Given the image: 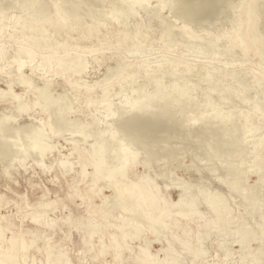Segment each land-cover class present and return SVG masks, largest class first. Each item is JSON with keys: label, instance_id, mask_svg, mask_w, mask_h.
Returning a JSON list of instances; mask_svg holds the SVG:
<instances>
[{"label": "bare ground", "instance_id": "6f19581e", "mask_svg": "<svg viewBox=\"0 0 264 264\" xmlns=\"http://www.w3.org/2000/svg\"><path fill=\"white\" fill-rule=\"evenodd\" d=\"M66 1L67 0H62L60 2V7H63V5L67 3ZM100 1L102 2V0ZM100 1L98 0L99 3ZM120 1L126 6V8L118 16H116L114 12L113 14L111 12V18H109L111 19V21H113L109 22V24L108 22L104 24V20L108 18L107 15L103 16L100 21L92 20V22L90 23L85 22V20L87 21L86 17L80 19V17L77 16L79 18L77 19V22H75L74 17L68 14V12L63 13L62 10L59 9V5L57 4V8H54V11L56 13L54 15L52 11V15H54V17L52 16L51 19H47V17V20H43L41 22L34 20L33 24L29 25L28 27L20 28L18 27V24H16L15 26L13 24V27H10V25H7V22L3 23V16H5L6 13L3 15L4 12L0 10V74L5 68L12 67L11 70L13 71H10L9 76L6 77L7 80H9L11 77H15L16 80H18L17 84L26 87V91H28L29 93L35 91L37 94V98L35 99H38L42 102L46 111L49 107L54 106L56 104L58 105L61 102V98L59 97V95L58 97L52 95V87L54 85L53 80L44 79V83H42L43 86L40 87H36V85H34L33 78L36 75V72L38 71H43L44 75L53 73L54 76L63 78L64 83L70 85L72 90L75 92V100L78 103H86V107H90L93 103L99 104L100 106L104 107V110L107 109L105 110V112H108L111 106L110 104L112 103L110 98H113V95L110 96V94L113 90L119 87V92H117V96L118 98L119 96L124 97L122 99L123 106H120L122 108L121 112L128 111L126 113H129L130 116L136 117L135 119H128L127 122L130 123L129 129L131 131L137 130V134L139 136V130L144 131L145 133L149 132L148 135L150 136V133H152L151 131L157 130L156 132L158 133V128L164 127L163 125L161 126L157 123H151V118L153 117L152 113L158 114L157 111H154L155 108L157 110V107L153 109L156 104L159 107V114H162L161 118L162 116L164 118V115L170 116L169 113L172 110L173 105V108L175 110V107H179L182 100L186 98V96L190 95V97L195 98L199 93L201 98H203V101H195V105L198 107L199 111L197 112V116H202L203 118L205 117L206 119H204L206 120V122H208V120L210 123L214 121V131H216L217 133L223 132L224 134L232 133L233 135H236V133L240 131V125H243L242 130L244 138L239 136L240 138L238 137L237 139H235V141H232L231 136H229L232 145V153L230 154V157L235 154L236 156H234L236 158H239L238 163H226L223 167H227L225 169H227V176L231 180L230 185L233 187V190H241L240 192L247 193L248 190H242V187L240 186L241 181L244 179L241 178L242 175L249 173L250 170L253 168H255V170L253 169L254 172L256 170H264V35H261L256 31V27L259 22L258 20H260L258 19L259 4L258 6L257 4H255V6L258 7V12L255 10L254 12H252V14L248 9L251 7L247 6L248 8L246 9L249 10V14L252 17L250 16L249 18H247V15L244 14V17L238 20L240 23L242 19H244L243 22L246 21V19H249L248 21H246L244 26L240 28V30L238 28L240 24L237 26L236 23L234 25L230 24V26H232L231 28L229 27L230 29H226V31L221 33L220 36L218 35L215 40H209L210 45H214L213 43H219L224 40L226 41V46H224L223 48V52L225 55L224 59H221L219 61L217 60V58H219L217 53L204 54V52L201 51L204 54H201V56H205L207 60H205V62L196 60L195 62L191 63V60H193L191 58H199L198 54L201 53H199V47H197L198 49L193 52H186V48L185 51H179L177 46L175 47L174 45L176 40H174L175 37L173 35V29L165 31L161 35V42L158 44V48H155L152 45L154 40L153 30L150 29L146 33L143 32V27L145 26V19L143 20L140 18L139 20H137L133 28H129L130 30L128 29V22L131 18L130 13H133V11L137 8H148V6H150V4L154 0ZM156 1L157 3L159 2V8L164 9L166 7L162 3V0ZM172 1H174L173 3L177 4L179 7H186L189 10L187 11V14H185V17H192V15H200V17L204 18L207 14L205 13L207 3H211L212 1L216 0ZM113 2L114 0L112 1V3ZM110 5L112 4L110 3L109 6ZM70 6L71 5H69V9ZM112 6L110 11H112ZM42 8L44 9V7ZM42 8L41 11L43 12L44 10H42ZM47 8L49 10L50 7H46V9ZM81 8L82 7H79L78 4H72V9L70 10L71 14H73V16L79 14ZM182 8L180 10H183ZM69 9H66L64 5L65 11H68ZM117 10L119 12V9ZM176 12L177 11L175 10V13ZM40 13L41 12H39L38 15ZM44 14L46 16L47 13ZM34 17H36V15ZM39 17H41V15ZM4 18L6 20V16ZM235 18L237 17H234V19ZM178 19L180 18L178 17ZM183 24L184 23L176 26L179 27L181 31L186 30L188 35L186 37L188 39L196 38L191 34V32L187 31V27ZM42 48L45 50V52L39 54ZM146 49L159 50L163 52L165 54V56L163 57L164 60L160 64H158L157 62V66H154L153 62H151L149 59L144 60L142 56L143 52ZM171 52L176 53V56H172ZM238 55L245 56V59H242L243 61H233V59L236 58V56L238 57ZM251 55H254L257 61H250ZM102 61L116 62L115 69H110L111 71H109L108 69L109 72L107 73V75L98 83L96 82L94 83V85L87 83L84 88H81L80 82L83 83V79H81L80 77L83 73H85L84 71L87 70L90 64H102ZM26 68L30 69V75H26L24 73V70ZM10 85V91L8 90V92L3 91L0 93L10 94V107L12 109H15L18 115H21L22 113H24V111H27L30 105H32L33 103L36 104V101L34 100H22L23 95H19L15 91V89L12 87V83ZM150 85L154 86L157 92L150 98H147L144 94H146V88ZM201 88L203 89L201 90ZM249 90L256 91V97H254L253 99H246L244 96ZM195 92H197V94H194ZM114 95L116 96L115 93ZM132 95H135V97ZM136 95L138 96L137 98ZM158 95L160 96L159 98L156 97ZM170 95L172 98L176 95L177 99H173L172 102L171 100L169 102L168 100L164 101ZM246 95H248V92ZM130 96L136 99L134 100ZM190 97H188L189 101L192 100V98ZM156 98L161 100L159 101ZM234 99L238 101L237 105H241L240 110H237L236 106L235 108L232 107L233 105L229 106L232 101L234 102ZM73 102H75L74 99ZM72 106H66L67 108L62 107V111H57V113L55 114L57 116H65V114L73 113ZM192 106H194L193 103ZM170 108L171 110L167 111ZM151 110L154 111H152L151 113L152 117L150 115ZM184 110L186 109L184 108ZM178 111H176V114H179ZM189 111L192 112V110ZM194 113L195 112H193V114ZM76 114H82V116L80 115L79 117L75 118V120L70 119L68 122H66L67 118L65 119L66 121H64L62 116V120H60L59 122L57 120V125L61 126L63 128L62 130H70L73 134H81L82 132L87 131L91 133L97 128L99 130L102 120H105L103 116H93L87 114L86 111H81V109L76 110L75 115ZM124 114L125 113L123 112V115ZM173 114L175 115V113H172L171 111V115ZM117 116L120 115L116 113V118ZM176 116L178 117V115ZM124 117L123 119H125ZM161 120L163 121V119ZM15 122L17 121H14V123ZM169 122L170 121H168V124ZM198 123L203 124L202 122H197V124ZM199 124L197 125V127H199ZM25 127L29 128L30 126ZM3 128L5 129L6 127L4 126L0 129ZM31 128L32 130H34L32 132L37 131L39 132L38 134H40V136L38 135L37 138V134L35 133V135L32 136L33 139L31 138L32 140H35L37 138L35 141H33L32 145V149L39 153H35V155L37 154L35 156V160L37 159V162L43 165V172L52 171L54 169V164H57L60 167V171H62V174L73 171L74 174L71 183H69L68 181V188L76 190L77 184L82 182L84 183L88 177L91 178V182L94 184L99 180H104L106 182L114 180V182L112 183L113 196H102V189L97 188L95 185H91L90 187H88V189H86L85 192L82 194L79 193L81 191L76 190V194L79 196L69 194V203H74L76 197H80L82 199V205L84 206V212H86V214H77L75 215V219H73L72 216H70L72 218H66V222L64 224L66 227L64 229H60L61 231H63V236L65 237V239H68L71 236V230L80 224L86 223V226H90L91 229L89 230L90 233L86 241L84 242L85 244L81 242L79 246L76 247L81 248V251L79 249L80 253L78 257L76 258L77 261H75L74 263V261L70 257V254L67 252H63L58 253L60 260L57 264H89L90 262L93 264H218L219 262H222L221 264H225V262L230 258V254L232 253V245L238 242L241 245V249L236 251L238 255L240 253L242 255H248L247 252H249L252 243H259L257 250L259 251V253L261 252L259 255V257L261 258H259L258 256H253L251 258H249V256H246L247 258H249V260L247 261V263L245 262V264L264 263V258L261 255L264 251V223L260 222L255 226H252L248 222L246 217L231 216V205L227 203L228 197L226 198L225 195H222L221 193H214V191H203L204 189L201 191V185L196 186L197 191H199L198 194H196V192L195 195L191 189L187 190V188H185V186L187 187L188 185L187 183H185L184 185H182L184 191L183 193H180L181 195L179 196L178 201L172 202L173 200L170 201L169 198L165 197L166 195L164 193L163 188L158 185H155V178L152 177L148 170H146L143 174L137 176V178L132 180L130 178V173L132 172L134 167V160L137 159L136 153L132 151V149L134 148V146L132 147V143H137V139L136 141H134L135 139H132V141L130 140L132 149H130V146V148L120 147V153L118 155L116 153L117 156H115L114 158L111 157L112 159L110 160L108 158L112 156L110 155V153L113 147L111 146V150L108 149L107 145L109 144V142L106 147H104L107 142L103 146V141L98 138V140L102 142L91 144L88 147H85L86 149H82L79 143L74 142L73 144L75 146L73 147L71 153L72 156H74V160H70L67 157L60 158L58 160L53 159L51 160L50 165H46L44 159L49 152L54 150V147L45 146L46 144L43 145L42 141L45 140L46 137H49V131H56V128H54V124H51V122L49 125V130H46L42 127L36 129V126H31ZM164 128H166V126ZM58 129V132H54V134L59 133L60 135L58 136H61L63 132H66ZM108 129L109 128H107V130ZM104 130L106 131V129ZM114 130L115 128L109 129V138L111 139L113 134L115 133ZM119 130L122 129L120 128ZM211 130L213 131L212 128ZM14 131H16L15 128ZM163 131L164 129L162 130V134L167 135V131L165 130L166 133H163ZM186 131L188 132L189 129ZM4 132L1 133L4 135ZM175 132L173 131V133ZM157 133L155 134L157 135ZM97 134L98 133L96 132L95 135L99 137L100 135ZM155 134L154 136L156 137ZM27 136L30 135L28 134ZM34 136L36 137L35 139ZM96 136H94L95 141ZM102 136L105 135L102 134ZM174 136L176 137L177 135ZM120 137L121 136H119V138ZM220 137L218 139H220ZM7 139L8 137L6 138V140ZM143 139H147V136L145 138L143 136ZM138 141L140 140L138 139ZM84 142L86 141L84 140ZM73 144L71 142V145ZM142 144L143 143H141V145ZM147 144H145L146 147ZM23 145L25 144L23 143ZM117 145H119V143L116 144L115 147ZM128 145L130 144L128 143ZM243 145L245 146V149L243 148L244 150L240 149L241 146L243 147ZM6 146L9 147L8 142ZM115 147L114 151L116 148H118V146L116 148ZM218 148L219 147H217V149ZM28 149L30 148L28 147ZM24 151L25 153L23 155L21 153V156H23L22 162L26 164V162L34 156L32 155L33 153L31 154V150H29L28 152L26 150ZM216 153H214V155ZM216 155L218 157V154ZM146 157L145 159H149L148 157ZM226 157L229 158L228 155ZM77 164L80 165L79 170H75L74 168ZM88 167H92V172H88ZM8 175L11 176L10 171L8 172ZM56 178L58 179L59 176L57 175ZM225 179L226 177L220 180H223L224 182ZM226 183L225 185L228 186V184ZM104 185L106 186V184ZM58 190H63L64 192L66 189L63 186H60ZM189 190H191L193 194L190 193ZM245 195L246 198L244 197V200L250 199L249 201H252L253 199V197L251 198L250 196H255L253 194L250 195L248 193ZM201 196L203 198L200 199ZM5 197L6 196L4 195L0 196V209L6 206L3 200V198ZM253 200L255 201V203L251 204L246 202L247 206L248 204L250 205L249 208H251V205H253L252 207L255 206L254 208H257V198H254ZM100 201H102L103 205L98 203ZM50 202L51 201L48 199V196L44 195L40 202L31 206V208L37 211L39 215L37 216V218H35V220L32 219L33 221H31V223L26 226L23 224L18 225L19 221L10 222V219L13 218V215H4L2 217L0 216V264H46L43 262L38 263V261L36 260V256L38 255V252L40 250L41 243L44 246L48 247L52 243V239L50 238V236H53L54 233L57 231V221L50 222L49 219L45 218V212L47 211L46 206L52 204L51 209H55L56 207V200L53 203ZM201 202L204 203L206 207L205 210L207 209L206 211L201 209ZM69 203L65 205L67 208H70ZM246 203L244 206H246ZM250 210H253V208L249 209L248 212H250ZM21 215L22 213H20V216ZM7 223H10L9 230L14 228V232H12L13 235L10 239L9 237L8 239L4 238L5 233L7 231L3 230L2 228V226L6 225ZM237 225L239 226V228ZM108 229L109 232L106 234L104 231H107ZM85 231L86 230H84V232ZM79 234L81 235V238L83 240L82 232H80ZM225 237L229 238H226L227 240L231 239L233 242L229 244L225 243ZM65 239H61V242L63 244L64 241H66ZM151 239L152 241L158 242L162 246V248L159 249L157 252H152V250L150 249L152 244ZM142 240H144V244L134 243V241H137L139 243ZM207 242H211V246L207 247ZM8 244L11 245L8 246ZM210 249H214L213 254L212 252H210ZM1 250L8 251L2 252ZM213 255H215L214 258L210 259V257H212ZM220 255L223 256L222 260ZM108 257H110L109 260L102 261V258Z\"/></svg>", "mask_w": 264, "mask_h": 264}, {"label": "rangeland", "instance_id": "374dc122", "mask_svg": "<svg viewBox=\"0 0 264 264\" xmlns=\"http://www.w3.org/2000/svg\"><path fill=\"white\" fill-rule=\"evenodd\" d=\"M53 1L52 0H35V1H33V0H0V10H2V12H4L3 15L6 13L5 14L6 20L4 18L5 16H3V19L5 21V22L3 21V23L7 22L8 23L7 25H10V27H13V24H14V26L16 24H18V27L22 28V27H28L29 25L33 24L34 20L41 22L43 20L51 19L52 16L54 17V15L56 13L54 11L55 10L54 8L55 7L57 8L58 5L60 7V2L62 0H53ZM68 1L72 4H75V5L78 4L79 7H82L80 9L79 14H77L75 16H73V14H71L70 10L72 9V4H70ZM112 1L113 0H105V1L102 0V2L100 1V3H99L98 0H67L66 1L67 3H65L64 5H65L66 9H69V5H71L70 9L68 11H65L64 5H63V7H60L59 9L62 10L63 13L68 12V14L72 15V17H74V19H75L74 20L75 22H77V19L79 17H80V19H83L86 17L87 21L85 20V22H87V23L92 22V20L100 21V19H102L103 16L107 15L108 18L106 20H104V24L107 22L109 24V22L113 21V20L111 21V19H110L111 18V16H110L111 12H112V14L114 12L115 15L118 16L126 8V6L120 0H114V2H113L114 4L112 3ZM249 1L248 0H243V1L242 0H216V1H212L211 3L208 2L206 9H205V13H207V14L205 15L204 18L200 17V15H195V16L192 15V17L187 16L188 17L187 18V17H185L186 16L185 14H187V11H189V10L186 7H184L185 9L182 7H179L177 4H174L173 3L174 1H172V0H162V3L166 7L164 9H161L158 7L159 2L157 3V1L154 0L150 4V6H148V8L147 7L137 8L133 11V13H130L131 18L129 17L130 19L128 22L129 23L128 29L133 28L134 25L136 24L137 20H139L140 18L143 20L145 19L144 20L145 26L143 27V29H144L143 32L146 33L150 29L153 30V32H154L153 33V39L154 40H153V44H152L153 47L158 48V44L161 42L160 41L161 35L165 31L173 29V35L175 37L174 40L177 41V42L175 41L174 45H175V47L177 46L179 51H185V48H186V52L187 51L193 52V51H196V49H198L197 47H199V49H198L199 53L201 51L204 52V54L217 53L218 57L220 58V59L217 58V60L220 61L221 59L225 58L223 48H224V46H226L225 45L226 41L224 40V41H221L219 43H213L214 45H212V44L210 45L209 42L213 41V39L215 40L218 37V35L220 36L221 33L226 31V29L227 30L230 29L232 27V26H230V24L234 25L236 23V26L240 24L238 26V28L240 30V28H242L244 26V24L246 23V21H248L249 19H246V21H244V22H243L244 19H242L240 21V23L238 20L240 18H243L244 14H246L247 18H249L251 16L249 13L251 12V14H252V12H254L255 10L257 11L258 7H259V12L257 11L259 14L258 19H260L258 21L260 23L258 22L257 27H256L257 28L256 31L258 33H260L261 35H264V0H256L258 2H256L255 0H249ZM107 3H108V5H107ZM110 3L113 6L112 5L109 6ZM24 4H25V6H24ZM48 4H50V5H48ZM255 4H257V6L259 4V6L257 7V6H255ZM84 6H86V7H84ZM111 6H112V11H110ZM173 6L176 8H174ZM247 6L251 7V8H248ZM42 7H44V9ZM46 7H50L49 10H48V8L46 9ZM41 8H42V10H44L43 11L44 13H47L46 16L41 11ZM181 8L183 10H180ZM246 8H248L250 10V12ZM117 9H119V12ZM36 10L38 13L39 12H41V13L38 15ZM175 10L177 11L176 13H175ZM242 10H244V11H242ZM46 11H48V12H46ZM52 11H53L54 15H52ZM32 15H33V17H32ZM35 15H36V17H34ZM40 15L42 18L39 17ZM182 15H184V16H182ZM77 16H79V17H77ZM170 16H171V18H170ZM37 17H38V20H37ZM172 17H174V18H172ZM178 17L180 19H178ZM234 17H237V18H235L236 20L234 19ZM199 18H201V19H199ZM13 21H14V23H13ZM235 21H237V22H235ZM16 22H18V23H16ZM182 23H184L183 25H185L187 27V31L191 32V34L193 36H195L196 38L188 39L186 37V36H188L186 30L181 31L179 29V27H177L179 24H182ZM192 31H194V32H192ZM193 33H195V34H193ZM203 34H204V36H203ZM206 42H207V44H206ZM155 48H152V49H155ZM152 49H146L144 51L145 54L143 52L142 57L144 60L149 59L151 62H153L154 66H157L158 64H160L164 60L163 57L165 56V54L159 50H152ZM200 49H202V50H200ZM42 52L43 53L45 52V50L43 48L40 50L39 54H42ZM202 52L200 54H198V57H199L198 59L191 58V59H193V60H191V63L195 62L196 60L205 62V60H207V59L205 56H201V54L204 55ZM47 55H51V54H47ZM171 55L176 56V53L171 52ZM238 57L236 56V58H234L233 61H243L245 59V56H239L238 55ZM250 61H257L256 57L254 55H251ZM157 62H158V64H156ZM115 67H116V62H114V61H106V62L102 61V64H94V63L90 64L88 66L87 70L84 71L85 73H83L80 77L81 79H83L82 82L84 83L83 84L80 82L81 88H84V86L87 83L92 84V85H94V83H96V82L98 83L107 75V73L109 71H111L110 69L114 70ZM5 69L0 74V92H3V91L8 92V90L10 91V88H11L10 84L12 83V87L15 89V91L19 95H23L22 100H28V99L34 100V101H36V104L33 103L32 105H30V107L28 108L27 111H24V113H22L21 115H18V113L15 111V109H12L10 107V104H11L10 103L11 102L10 101V94L3 93L5 95L4 96L3 94L0 93L1 94L0 95V97H1L0 98V123H1L0 128H2L4 126L6 127L5 129L4 128L0 129V145H1L0 146V196L1 195L6 196L5 198H3L6 206L0 209V216L2 217L4 215H13V218L10 219V222H15V221L18 222L19 221L18 225L23 224L26 226V225L30 224L31 221L35 220V218H37V216L39 215V213L37 211L33 210V208H31V206L40 202L44 195L48 196V199L51 201L50 203H53L55 200L57 201V203L55 205L56 206L55 209H51L52 204H49L46 206L47 211L45 212V218L49 219L50 222L57 221V226H56L57 231L54 233L53 236H50V238L52 239L51 240L52 243L48 247L44 246L41 243L40 250L38 252V255L36 256V260L38 261V263L43 262L46 264H57L58 261L60 260L58 253H63V252L69 253L70 257L72 258V260L75 263V261H77L76 258L78 257V255L81 251V248H76V247H78L81 242L83 244H85L84 242L86 241V239L90 233L89 230L91 229V227L86 226V223H84V224L78 225L77 227H74L71 230V236L68 239H65V237L63 236V231H61L60 229L61 228L64 229L66 227L64 225L66 222L65 221L66 218H72L73 217V219H75V215H77V214H81V215L86 214V212H84V206L82 205V199L80 197H76L74 200V203H72V202L69 203V201H68L69 200L68 199L69 194L74 195V196H79L76 194L77 193L76 190L81 191L79 193L82 194L85 192L86 189H88V187H90L91 185H95L97 188L102 189V191H103L102 196H113L112 183L114 182V180L107 181V182L104 180H99L94 184L91 182V178L88 177L84 183L82 182V183L77 184L76 190H72V189L68 188L67 185H68V181H69V183H71V180H72V177L74 174L73 171H71L69 173H63L62 174V171H60V167L57 164H54V169L52 171L43 172V168H44L43 165L39 164L37 162V159L35 160V156L39 153L32 149L33 141H35L38 138L37 136L38 135L40 136V134H38L39 132H37V131L32 132L34 130H32L31 126H33V127L36 126L37 127L36 129L42 127L46 130H49L50 122H51V124H54V128H56L55 129L56 131H53V132L49 131L48 132L49 137H46V139L42 141L43 145L46 144L45 146L54 147V150L49 152L44 159V162L46 165H50L51 160H53V159L58 160L60 158H66L67 157L70 160L71 159L74 160L73 159L74 156H72V154H71L72 149L75 146L73 144L74 142L79 143V145L81 146L82 149H86L85 147H88L89 145L97 143V142L100 143L102 141H103L102 142L103 146L107 142L104 146V147H106V145L109 142V144H108L109 146L107 145L108 149L111 150V148L113 147V149L110 153V155H112V156H110L108 158L110 160L120 153L121 148H127L129 146L131 147L132 139L133 140L135 139L134 141H136V139H137V143H135V142L132 143V147L134 146V148L136 150L134 148H133L134 149L133 150L132 147L131 148L129 147L137 155V159H135L134 163H133V165H134L133 170L130 173V178L132 180H134L135 178H137V176L143 174L146 170H148L150 172V174L152 175V177L155 178V183H156L155 185L162 187L164 190V193L166 195L165 197L169 198L170 201L173 200L172 202L178 201L179 196L181 195L180 193H183V191H184L182 185H184L185 183L188 184L187 187L185 186V188H187V190L191 189L194 192V194L196 192H197L196 194H198V191H199V190L197 191L196 186L201 185L200 186L201 191L203 189H204L203 191H212V192L214 191V193H219V194L221 193L222 195H225L226 198L228 197L227 203L229 205H231V216L246 217L248 222L252 226H255L256 224H258L260 222L264 223V221H263L264 220V173H263L264 170H256L254 172L253 169L255 170V168H253L250 170L251 173L249 172L247 174L242 175V177H241L242 179L244 178L243 180L241 179L242 181H244V182L241 181V185H240L242 187V190L247 189L248 194L255 195V196H250L251 198L252 197H253V199L257 198V200H256L257 201L256 202L257 208H254L255 206L252 207L253 205H251V208H253V210H250V212H248V210L251 208H249L250 207L249 204L247 206L246 202L252 204V203H255V201L253 199H252V201H249L250 199L244 200L246 198L245 197L246 196L245 194H247L246 192H240L241 190H239V191L233 190V187L230 185L231 180L227 176L228 175L227 169H225L227 167H225V168L223 167V166H225L226 163H233V162L238 163L239 158H236L235 157L236 155L234 153L233 154L235 156L233 155L232 157H230V154L232 153V145H231V141H230L231 139L229 138V136H231L232 141H235V139H237L239 136L244 138V134H243V130H242L243 125L242 124L240 125L241 126L240 131L238 133H236V135L235 134L233 135L232 133H225L224 134L223 132H220L221 133L220 134V133H217L216 131H214V125H215L214 121H213L214 123L211 122L212 126H213L212 127L209 120H208V122H206L205 117H204L205 118L204 119L202 116L201 117L197 116L198 115L197 112H199V111H198V107L195 105V101H199V102L203 101V98H201L199 93L198 94H197V92L194 93V94H197V96L195 98L190 97V95L186 96V98H184L182 100L179 107H175V110L173 108L174 105L172 106V110H171V108L168 109L167 111L171 110L172 113H175V115L174 114L171 115V111H170L169 114L171 117L169 115H167V116L164 115V118H163V116L161 118L162 114H159L160 113V112H158L159 107L156 104V106H154L153 109L155 107H157V110L155 108L154 111L155 112L157 111L158 114L152 113L153 110H151L150 115H151V113L153 115V117L151 115V117H152L151 123L152 124L157 123V124H160L161 126L162 125L164 127L166 126V128H164V127L158 128V131H159L158 133L156 132L157 130H153V131H151L152 133H150V136L148 135L149 132L145 133L144 131L139 130L140 131V133H139L140 136H139L137 134V130L131 131L129 129L130 123L127 122L128 119L131 120V119H135L136 117L130 116L129 113H126L128 111H123L124 109L122 111L125 114L123 115V112H121L122 108L120 106H123L122 105V99L124 97L119 96V98H118L117 92H119V87H117L115 90H113L112 93L110 94V96L113 95L112 96L113 98H110V96H109L112 103L110 104L111 106H110L108 112L107 111L105 112V110H107V109L104 110V107L100 106L99 104L93 103V104H91L90 107H86V103H78L75 100V95H74L75 92L72 90L70 85L64 83L63 78L58 77V76H54L53 73H49L47 75H44L43 71H38V72H36V75L33 78L34 85H36V87L37 86L40 87V86H43L42 83H44V79L53 80L54 85L52 87V95H54L55 97L56 96L58 97V95H59V97L61 98V102L58 105L56 104L57 106L56 105L51 106L46 111L44 109L42 102L39 101L38 99H35V98H37L36 97L37 94L35 91L31 92V93L26 91V89H25L26 87L17 84L18 80H16L15 77H11L9 80H7L6 77L9 76L10 71H13V70H11L12 67L11 68H5ZM108 69H109V71H108ZM24 73L26 75H30L31 74L30 69L26 68L24 70ZM5 82H7V83H5ZM13 85H15V86H13ZM150 86H148L146 88L147 92H145L146 94H144V95H146L147 98H150L151 96H153L157 92L155 90L156 88L154 86H151V87ZM202 89L203 88H201V90ZM127 92H129V91H127ZM247 92H248V95H246ZM247 92L244 96L246 99L247 98L253 99L254 97H256V94H257L256 91L249 90ZM114 93L116 94V96L114 95ZM66 96L68 97V99L70 101L67 99ZM132 96L135 97V95H132ZM132 96H130V97L132 98ZM71 97H73V98H71ZM134 97L132 99H134ZM137 97L138 96L136 95V98ZM156 97L159 98L160 96L158 95ZM188 97L192 98V100L189 101ZM64 98H65V100H64ZM158 98H156V99H158ZM171 98L172 97L170 95L164 101L168 100V102H169L171 100V102H172L173 99H177L176 95L172 99ZM73 99L75 102H73ZM158 100L160 101L161 99H158ZM191 101H192L194 106H192ZM71 102H72V104H71ZM237 104H238V101H236L234 99V102L232 101L229 104V106L233 105L232 107H234V108L236 106L237 110H240L241 105H237ZM66 106L67 107L72 106L73 113H68L69 115L65 114V116L64 115L57 116L55 114V113H57V111H62L61 108L62 107L65 108ZM187 106H188V108H187ZM180 107L183 109V111ZM183 107L186 110H184ZM112 108H113V111H112ZM177 108L180 112L177 110ZM78 109H81V111H86L87 114H90L93 116L94 115L103 116V118L105 120H102V123H101V126L99 127V130L97 128L96 130H94L91 133L89 131H87V132H82L81 134H78V133L73 134L70 130H68V129L62 130L63 128L61 126L57 125L58 122L60 120H62L61 119L62 116H63L64 121H66L65 119L67 118L66 122H68L70 119L75 120V118L79 117L80 115L82 116V114H76L75 115V111ZM189 110H192V112ZM176 111H178L179 114H176L177 113ZM193 112L196 113V114L194 113L196 115V117L193 114ZM116 113L120 115V116H117V118H116ZM71 114H73V115H71ZM121 114L123 115V117L125 116L124 117L125 119H123ZM127 114L129 115V117ZM180 114H182L183 117ZM150 115H145V116H150ZM154 115H155V117H154ZM176 115H178V117ZM179 115H180V117H179ZM120 117H121V119H120ZM169 117H170V119H169ZM160 118L163 119V121ZM48 119H50L51 121ZM57 120H58V122H57ZM180 120H181V123H180ZM14 121H17V122L14 123ZM35 121H37V122H35ZM168 121H170L169 124H168ZM197 122H200V123L202 122L203 124L198 123L199 127H197V125H198ZM184 123H186V124H184ZM122 124H123V127H122ZM55 125H56V127H55ZM186 125H188V126H186ZM25 126H30V127L26 128ZM109 126H111V127H109ZM171 126H173V127H171ZM57 127L58 128L60 127L59 128L60 130L66 131L67 133L63 132L61 136H58V135H60L59 133H55L56 134L55 135L54 132H58ZM102 127H104V128H102ZM126 127H128V128H126ZM182 127H183V130H182ZM14 128L16 129L17 133H16V131H14ZM24 128H25V130H24ZM107 128H109V129L115 128V130H114L115 133L113 134L112 139L109 138L110 132H109V129L107 130ZM120 128L122 130H119ZM211 128L213 129V131L211 130ZM102 129H103V131H102ZM104 129H106V131ZM123 129H124V133H123ZM163 129H164L163 133L166 130L167 135L171 134V132H172V134L168 135V136L166 134L163 135L162 134ZM188 129H189V131L187 132L186 130H188ZM29 131H30V133H29ZM95 131L100 135L99 137L95 135V133H96ZM126 131H127V133H126ZM173 131L174 132L176 131L175 132L176 134L173 133ZM1 132H4V135ZM70 132L72 133L73 136L71 135ZM5 133H6V135H5ZM35 133L37 134L36 135L37 138L34 136V139L35 138L36 139L32 140L33 139L32 136L35 135ZM155 133H157V135ZM15 134H17V135H15ZM28 134L31 137L27 136ZM102 134H104L105 136H102ZM151 134H152V136H151ZM154 134L156 135V137L154 136ZM93 135L96 136V141H95V137ZM114 135H115V137H114ZM174 135H177V136L175 137ZM24 136H26L28 138L30 137L29 141H28V138H26ZM101 136H102V138H101ZM106 136H107V139H106ZM119 136H121V137L119 138ZM137 136H139V137H137ZM143 136H144V138L147 136V139H143ZM220 136H222V137H220ZM232 136L234 137V139ZM7 137H8V139L6 140ZM219 137H220V139H218ZM98 138L102 141H99ZM138 139L140 141H138ZM149 139L153 140V141H150ZM157 139H160V140H157ZM161 139H162V141H161ZM197 139H199V140H197ZM84 140L86 142H84ZM144 140L146 143L144 142ZM46 141H48V142H46ZM157 141H158V143H157ZM7 142H8L9 147L6 146ZM27 142H28V144H27ZM71 142L73 145H71ZM139 142H140V145H139ZM23 143L25 145H23ZM118 143L120 145V146L117 145L119 149L116 148L117 146L115 147V145ZM128 143L130 145H128ZM141 143H143V144L141 145ZM212 143H213V145H212ZM229 143H230V145H229ZM145 144H147V147L145 146ZM149 144L151 147L149 146ZM28 147L30 149H28ZM114 147L116 148L115 151H114ZM217 147H219L220 149L219 148L217 149ZM7 148H9V149H7ZM243 148L245 149L244 145H243V147L241 146L240 149L244 150ZM208 149H211V150H208ZM24 150H26L27 152L29 150H31V154L33 153L32 155L34 156L33 157L31 155L33 158H30L26 162V164L24 162H22L23 156H21V153H22V155L25 153ZM214 151H216V152L218 151V152L216 153ZM35 153H37V154L35 155ZM116 153H117V155H116ZM147 153H148V155H147ZM193 153H195V154H193ZM214 153L218 154V157L216 154L214 155ZM226 154L229 156V158L226 157L227 156ZM146 156L149 159H145ZM143 157H144V161H143ZM199 159H201V160H199ZM164 160H165V163H164ZM161 161H162V163H161ZM146 162H148V163H146ZM145 164H147V165H145ZM74 168H75V170H79L80 165L77 164ZM9 171H10L11 176L8 175ZM88 172L89 173L92 172V167H88ZM262 173H263V175H262ZM57 175L59 176L58 179L56 178ZM218 177H221V178H218ZM225 177H226V179L224 180V182H223V180H220V179L225 178ZM261 178H262V180H261ZM179 179H181V180H179ZM179 181H181V182H179ZM225 183L228 184V186L225 185ZM257 183L258 184L260 183V184L258 185ZM104 184H106L107 187ZM243 185H244V187H243ZM60 186L61 187L63 186L66 190L64 192H63V190L62 191L58 190V188ZM227 187H229V188H227ZM191 190H189V192L193 194V192ZM201 198H203V197L201 196L200 199ZM259 198H261V199H259ZM241 201L245 202L246 206H244L245 203H242ZM68 203L70 204V208H67L65 206ZM98 203L102 204V201H100ZM233 204H235V205H233ZM64 207H65V209H64ZM100 207H103V206H100ZM205 208L206 207H205L204 203L201 202V209L205 210ZM20 213H22L21 216H20ZM70 216H72V217H70ZM211 216H212V214H211ZM236 221H237V219H236ZM9 225H10V223H7L6 225L2 226L3 230L8 232V233L7 232L5 233V237H4L5 239H8V237L10 239L13 235L12 232H14L13 231L14 228L9 230ZM238 228H239V226H238ZM84 230H86V231L84 232ZM80 232H82L83 240L81 238V235L79 234ZM104 232L107 234L109 232V229L107 231L105 230ZM62 238L66 240V241H64V244L61 242ZM226 238L227 237L224 238L225 243L229 244V243L233 242L231 239H230L231 240L230 241V240H227L229 238H227V239ZM96 241H98V240H96ZM143 241L144 240L140 241L139 243L137 241H134V243L144 244ZM151 241H152V239H151ZM8 243H10V242H8ZM9 245H11V244H8V246ZM60 245H63V246H60ZM206 246L207 247L211 246V242H207ZM258 246H259L258 242H253L250 249H249V252H247L248 255H244V254L242 255L241 253L238 255L236 251L241 249V245L239 242L234 243L231 247L232 253L230 254V258L225 262V264H236V263L237 264H245V262L247 263L249 258H251L253 256L259 257L261 252L259 253V251L257 250ZM161 248H162L161 244H159L158 242L152 241L151 248H150L152 250V252H157ZM79 249H80V251H79ZM1 251L6 252L8 250H1ZM210 252H212V254H213L214 249H210ZM261 255L264 258V251H263V254H261ZM214 256L215 255L210 257V259H213ZM220 256H221V260H222L223 256L222 255H220ZM246 256H249V258H247ZM49 257H51V258H49ZM52 257H53V259H52ZM244 258H246V259H244ZM259 258H261V257H259ZM109 259H110V257L102 258V261H107ZM221 263L222 262H219L218 264H221ZM89 264H93V263L90 262Z\"/></svg>", "mask_w": 264, "mask_h": 264}]
</instances>
